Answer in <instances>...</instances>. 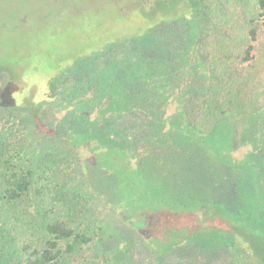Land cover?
<instances>
[{
  "label": "trees",
  "instance_id": "1",
  "mask_svg": "<svg viewBox=\"0 0 264 264\" xmlns=\"http://www.w3.org/2000/svg\"><path fill=\"white\" fill-rule=\"evenodd\" d=\"M106 1L99 17L97 12H76L83 16L86 39L95 43L99 35L102 40L96 48L66 59L56 75L41 74V64L22 70L17 64L21 56L0 53V207L2 216L11 215L22 233L21 240L13 237L3 223L2 233L9 236L2 235V243L13 250L9 259L18 256L17 264H211L213 259L226 264L221 252L230 251L232 264H264V239L256 233L263 231L264 223L261 180L259 190L249 187L239 195L224 196L225 219L215 225L207 211L217 202L197 201L194 196L177 209L170 202L175 197L170 181L175 179L170 176L168 184L161 183L165 162L178 165L186 179L188 168L211 163L204 157L210 148L212 166L202 179L207 176L203 182L209 181L208 188L215 185L221 179L217 156L234 149L248 132L259 137L264 150V102L255 103L254 96L264 87V0ZM96 18H117L111 22L117 32L111 34L106 22L94 29ZM152 35L156 40L148 43ZM146 49L155 57H146ZM31 71L50 79L49 87L59 93L67 92L65 101L76 111L65 118H86L84 109L73 103L71 91L92 84L93 97L81 104L99 97L102 112L83 123L87 136L102 143L101 149L92 147L85 132L71 136L64 128L67 122L53 123V130L44 128L48 112L55 110L26 99ZM132 72V80L124 78ZM206 73L210 76L202 85L199 77L206 78ZM162 80L175 95L171 104L159 92ZM23 102L34 111L27 118L20 114ZM171 111L174 114L165 118ZM19 115L23 125L28 123L23 138L15 133ZM105 116H115L124 138L147 139L145 153L139 155L124 140L115 142L111 131L101 127ZM78 124L75 121L73 127ZM32 133L41 136L27 142ZM39 138L44 139L42 144ZM116 144L129 160L109 156L107 151ZM11 148L16 156H9ZM130 170L138 179L129 176ZM231 185L235 188L236 182ZM207 203L209 209L201 207ZM173 210L170 216L164 214ZM132 214L142 220L131 222ZM28 230L37 237L27 236ZM146 236L150 254L143 257L136 246Z\"/></svg>",
  "mask_w": 264,
  "mask_h": 264
},
{
  "label": "rangeland",
  "instance_id": "2",
  "mask_svg": "<svg viewBox=\"0 0 264 264\" xmlns=\"http://www.w3.org/2000/svg\"><path fill=\"white\" fill-rule=\"evenodd\" d=\"M106 5H108V2L106 0H0V53L2 55H7V53L13 54V57L21 56L22 61L20 63L11 62L9 60H7V62H10L11 65H13L14 63L19 64L22 70H24V67L28 65L37 66L41 64V68H38L41 74H47L45 71H48V74L56 75V70L60 69L63 66V64L66 62V59L69 60L77 52H84L86 48H96L95 44H98V41L102 40L101 36L99 35L95 37V39L98 40L95 43L94 41H91L90 38L88 40L86 39V27L84 26L85 23L83 16H75L76 12H79L83 15L97 12L95 16L99 17L103 14V7H105ZM116 19L117 18L100 20L96 18L94 19L93 27L94 29L99 30V26L101 25V23L106 22L108 24L107 27H109L108 29L111 30L110 33L115 34L117 32V28L115 27L114 23L111 22L112 20ZM130 28H134V26L131 25ZM154 37L155 35H152L151 37H148L146 41L149 43L150 40H156V37ZM154 54L155 52H153L152 49H146V57L149 56L151 58H154ZM48 55L50 57L46 58ZM9 58H12V56ZM0 63L2 64V60H0ZM81 70L85 71L86 69L85 67H82ZM132 74L133 75L131 76H127L126 74H124V78L132 80V77H134V72H132ZM135 74L139 75L138 73ZM28 75L31 77V85L29 87V92L31 93L28 94L26 99L31 102V105H44V108L46 110L48 106H52L55 110V112H53L52 110L48 112L47 119L45 120L46 126L44 128L48 130L50 128L51 130H53V123L60 125L59 122H67V125L65 124L64 128L72 132L71 136L76 134L81 135L83 132H85L84 137H88L83 122L88 123V118H90V120H93L96 115H99L102 112L101 108L99 107V103L97 102L99 100V97L94 103L93 101L95 99H92L91 104L89 105L81 104L84 100L91 99L93 97V89H91L92 84H89L88 86L83 85L80 89L71 91L73 103L79 105L78 109H84L83 114L86 115L85 119L81 117L77 120V118H70V116L65 118V115L68 112L76 111L73 110L72 107L65 101L67 92L59 93L56 88L53 89V87H49L50 79H40L38 77L39 74L37 73V75H35L34 71H31V73L28 72ZM209 76L210 73H206V78L204 79H202V76H200V83L203 85L204 82L208 80ZM41 82L43 86H41ZM160 82L162 87L159 88V92L164 96L169 97V103L171 104L173 100H175V95H170V87H168V84L165 82V80H162ZM259 82L261 84V81ZM17 90L18 91L16 96L20 97L21 89L17 88ZM254 96L255 103H263L264 87L257 89L254 92ZM23 104H25V102L20 103L19 105L20 114L24 118H27V114L34 111L30 110L27 105ZM127 104H131V102ZM174 104L175 108L179 109V111L182 110L175 101ZM130 108L131 106L129 108H126L125 112H129ZM171 114L174 113H172V111L167 113L165 115V118L169 117ZM113 117L115 116H105L104 118H102L101 127L103 129H109L111 131V137H114L113 140L115 142L118 141L122 143V140H124V143L128 145L131 150L136 151L139 155L144 154L149 141L145 138H124L125 136L123 135L125 134V130L117 125V123L113 120ZM60 118H63L65 121L60 120ZM19 119L20 127L17 128L15 133L18 134L20 138L23 136L24 126L28 125V123H25L23 125L20 115ZM75 121L79 124L78 126L73 127ZM109 125L112 126L109 127ZM0 135H2V128H0ZM38 136H41V134ZM38 136L35 133H32L31 135L28 134L27 142H30L32 138ZM258 139L259 137L255 133L253 134L251 132H248V134H244L240 144H238L234 149L223 150V156L218 155L216 158V164L218 166L214 164L216 167H219L218 177L221 179L219 181L216 180V184L211 185L209 188V181L203 182L207 179V176H205L206 179H202V176L204 175L202 173L206 171L210 165L212 166L213 154L210 148H208L204 153V157L211 163H209L205 168H188V173L190 176L188 175L186 179H184L183 177L184 170L178 167V165L174 166L171 165V162H165V169L164 171H162L164 176L161 179L164 182L162 181L161 183L168 184L166 180H170V176L175 179V181H170L172 184L170 193L175 194V197L171 195L173 197V200L170 201L171 204L175 205L177 209H183V205L194 196L196 197L197 201L217 202L218 204L212 209L208 208V206H210V204L208 203V205L204 204L205 206L202 205L201 207L204 209H209L207 211V216L210 217V221L212 220L211 222L214 225L224 222L223 219H225V212L222 207L225 201L224 196H230L232 194L239 195V193L242 192V189L246 190V188L249 187H253L255 191L259 190L260 188H262L260 180L264 185V150L263 148H259ZM86 140L89 143L93 141L92 147H98L102 144H100L97 139L92 137H88ZM48 141L49 144L53 146V144L51 143L52 140L50 138ZM39 142L40 144H42L44 142V139L39 138ZM35 143H38V141H35ZM33 148H35V145L29 147L28 151L32 150ZM98 148L101 149L100 147ZM107 152L109 153V156L116 160L122 161L125 158L128 159L126 156H124L125 151L121 149V146L119 144H116L115 148H113L112 150H108ZM8 154L9 156H16V154L18 153L14 148H11ZM190 166L192 165H187V167ZM1 169L2 145H0V170ZM133 171L134 170H130L131 174L129 176L132 179H138L137 176L133 174ZM187 179L189 180L187 181ZM234 181L236 182L235 188L231 185L232 183H234ZM0 184H2V171L0 173ZM200 191H203V193L199 194ZM168 207H170V205H168ZM242 209L243 214L246 215L245 207L242 206ZM174 212L175 211L173 210L168 211V213L164 214H166V216H170ZM164 214H159L160 218L164 217ZM176 214H178L177 210ZM122 219L126 221V218ZM135 220H138L137 222H140L142 219H138L137 215L132 214L131 222H134ZM121 222L125 226V223L123 221ZM147 222L148 221H145L144 224H147ZM3 223L5 224L4 226L10 229L11 235L13 237L15 236L20 240L22 239V233L15 227L16 224L15 222H13L12 216H2V207H0V264H17L16 259L18 256H15L14 259H9V254L12 255L13 250L5 248V245L2 243V235L6 237L9 236V232L2 233ZM262 227L263 231L256 233L261 239H264V223H262ZM120 229H122V227H120ZM29 230L26 235H30L31 237L36 238L37 236ZM145 233L148 232L145 231ZM241 238L244 243H246L247 245L250 244L245 237L242 236ZM149 241V237H141L139 239L138 245L136 246L137 253L143 257H147L148 254H150L149 245L147 244V242ZM247 245L246 247H248ZM221 253L224 256L223 258L225 259L224 261L226 262V264H232L230 251ZM213 260L209 261V263L216 264L213 262ZM218 264L222 263L219 262Z\"/></svg>",
  "mask_w": 264,
  "mask_h": 264
},
{
  "label": "clouds",
  "instance_id": "3",
  "mask_svg": "<svg viewBox=\"0 0 264 264\" xmlns=\"http://www.w3.org/2000/svg\"><path fill=\"white\" fill-rule=\"evenodd\" d=\"M25 79H28V77H25ZM41 86H43L42 82H41Z\"/></svg>",
  "mask_w": 264,
  "mask_h": 264
}]
</instances>
